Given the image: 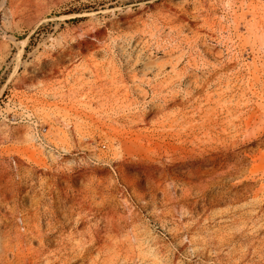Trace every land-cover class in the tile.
I'll use <instances>...</instances> for the list:
<instances>
[{"label": "rangeland", "instance_id": "obj_1", "mask_svg": "<svg viewBox=\"0 0 264 264\" xmlns=\"http://www.w3.org/2000/svg\"><path fill=\"white\" fill-rule=\"evenodd\" d=\"M0 264H264V0H0Z\"/></svg>", "mask_w": 264, "mask_h": 264}, {"label": "bare ground", "instance_id": "obj_2", "mask_svg": "<svg viewBox=\"0 0 264 264\" xmlns=\"http://www.w3.org/2000/svg\"><path fill=\"white\" fill-rule=\"evenodd\" d=\"M71 173V172H70Z\"/></svg>", "mask_w": 264, "mask_h": 264}]
</instances>
